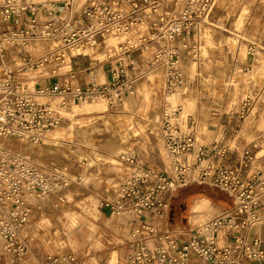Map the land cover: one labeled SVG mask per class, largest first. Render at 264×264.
<instances>
[{
	"label": "built area",
	"instance_id": "obj_1",
	"mask_svg": "<svg viewBox=\"0 0 264 264\" xmlns=\"http://www.w3.org/2000/svg\"><path fill=\"white\" fill-rule=\"evenodd\" d=\"M168 1L0 0V248L11 263L24 261L29 254L25 227L30 205L66 189L71 180L62 170L45 169L27 155L9 151L4 142H43L63 122L65 98L96 101L114 109L134 93L138 81L159 71L166 96L184 85L182 53L191 51L189 36L199 31L210 0H185L178 14L164 12ZM120 35L127 39L113 47L116 52L107 54L115 63L102 83L91 70L83 86L54 83L49 90L29 91L27 85L13 81L14 70L5 61L9 49L39 40L52 43V49L39 59L26 61L21 72L51 63L66 66L71 58L94 53ZM135 52L150 55L138 64ZM51 95L62 97L58 107L39 103L41 97ZM165 104L157 123L169 170L133 163L120 180L114 199L103 204L110 216L126 215L134 223L127 242V263L264 262L260 238L245 236L246 229L258 221L264 175L243 177L241 170L251 160L247 150L239 166L215 165L213 157L224 158L227 149L218 142L198 146L192 130L183 133L180 129L181 107L171 108L167 100ZM248 107L246 97L241 109ZM193 183L223 191L234 200L233 207L202 222L193 232L163 230L168 224L170 196ZM75 261L74 255L48 258V264Z\"/></svg>",
	"mask_w": 264,
	"mask_h": 264
},
{
	"label": "rangeland",
	"instance_id": "obj_2",
	"mask_svg": "<svg viewBox=\"0 0 264 264\" xmlns=\"http://www.w3.org/2000/svg\"><path fill=\"white\" fill-rule=\"evenodd\" d=\"M184 2H166L164 12L178 14ZM125 39L127 36H114L108 44L114 46ZM191 40L194 43L191 44L190 60L181 64L186 76L184 85L169 96L163 94V74L153 73L139 81L134 93L114 109L106 106L101 119L92 124V136L78 144L35 148L18 140L4 142L9 151L25 154L45 169L62 170L71 180L62 192L65 198L62 212L57 214L60 217L56 225L58 233L56 242L47 249L49 254L74 255L78 264H83L94 251L101 255V239L96 227L98 211L105 202L114 199L120 180L131 170L129 161L152 166L158 171L169 170L156 124L166 105L165 100L171 108L181 107L180 128L184 133L193 127L198 146L219 141L213 131L221 100L228 99L229 103L223 107L235 111L238 106L230 103L249 96L254 103L244 109L243 116L252 112L264 113V0H210L206 18ZM250 81L257 82L254 89L247 88ZM99 110L105 109L99 107ZM191 117H194V125ZM242 121L235 125H241ZM257 124L262 128L264 121ZM246 126H233V129L243 131V137L230 138V145L236 146L237 141L244 144ZM234 134L236 136L238 132ZM222 146L227 149V154L224 158L214 156V164L223 168L239 166L246 147L239 157L232 153V146ZM38 153L45 159L38 157ZM262 158L259 154L257 161H263ZM252 160L253 156L248 167L242 168L243 177H247L248 172L249 178L257 173L263 176L258 163L254 169L249 166ZM27 259L11 263L0 248V264H26Z\"/></svg>",
	"mask_w": 264,
	"mask_h": 264
},
{
	"label": "crops",
	"instance_id": "obj_3",
	"mask_svg": "<svg viewBox=\"0 0 264 264\" xmlns=\"http://www.w3.org/2000/svg\"><path fill=\"white\" fill-rule=\"evenodd\" d=\"M169 3L172 4V0L168 1V4ZM147 34L148 32L146 31L145 36H147ZM108 41L109 39L105 42L103 48L94 53L82 57L71 58L69 65L66 66H62L58 63H51L33 71L21 72L20 68L26 61L39 59L52 49V43L39 40H33L25 46L9 49L5 61L6 64L14 70L13 81L27 85L29 91L49 90L54 83H58L59 86H63L64 84L83 86L87 83L88 72L91 70L95 72L98 81L102 83L108 80L109 69L115 63L113 58L110 60L106 58L108 53L116 52L113 48L115 45L108 44ZM189 41L191 45V36H189ZM190 53L191 51L188 53L184 51L182 53V60H190ZM149 55L148 52L143 54H140V52L134 53L135 60L138 64ZM262 68L264 69V66ZM156 73L163 74L160 71ZM129 75L130 73L128 76ZM247 85V88L251 86L254 89L257 82L250 81ZM246 97H248L249 104L254 103L253 100H249V96ZM243 99L244 98H241V100L232 101L230 103V105L233 104L234 106H238L235 111L231 109L226 110V108L223 107L229 103L228 99L220 101L221 107L215 113V127L213 133L216 137H219V144L232 146V153L238 154L239 157L241 152H243L242 149L246 147V150H249V153L253 156V160L250 162L249 166L254 169L257 167L255 166L256 163H258L259 168L264 174V126L259 128L257 124L258 121H264V113L252 112L248 114L247 117H244L242 113L243 110L241 109ZM62 100V97L51 95L41 97L39 103H49L54 107H58ZM64 100H66V106L61 111L63 122L58 128L53 129L43 142L31 146L37 148L40 146L47 147L53 145L78 144L83 141L84 138L86 139L88 136H92V124L100 120L101 115L107 110L104 103H95L86 100L73 101L67 98ZM256 103L258 102L256 101ZM99 107H104L105 110H99ZM190 119L193 121L191 124L194 125V117ZM242 119L241 125H235L236 122H240ZM156 124L158 129V123L156 122ZM245 124L247 126L244 132L246 138L244 144H240L239 141L235 140L238 142L236 146L235 144L230 145V138L237 137L238 139L239 137H243V131H237L233 129V126L243 128ZM192 128L193 127L184 132H189ZM237 132L238 134L235 136L234 133ZM158 134L160 136L159 131ZM161 141L163 142L162 138ZM259 154L262 155L263 161H257V156ZM37 155L45 159L43 154L38 153ZM129 162L132 168L134 161L131 160ZM144 166L153 168L149 165ZM247 177H249V172L247 173ZM64 190L66 189L52 194L42 202L30 205L29 218L25 227V236L29 244V254L26 264H48V258L50 256H60L59 254H49L47 249L52 247L56 242V235L58 233L57 228H59L56 225L60 222V217L58 218L57 214L62 212L63 209L62 205L65 196L62 195V192H64ZM209 195L215 197L217 202L211 200ZM259 200L260 208L257 211L258 221L254 222L246 229L245 236L249 240L255 235L258 236L261 240V249L264 251V194L260 196ZM233 205L234 200L223 191L205 184L193 183L187 185L176 190L170 196L168 224L162 226V229L193 232L202 221H206L220 212L232 208ZM98 212V223L96 227L99 232V238L101 239V248L99 249H101L102 252L100 253L101 255H98L99 253L96 251L92 252L83 264H128L126 258L127 242L129 240L130 229L134 226L132 219L129 216L123 215L116 217L110 216L103 208H100ZM243 263L264 264V262H246L244 260ZM74 264H78L77 261H75Z\"/></svg>",
	"mask_w": 264,
	"mask_h": 264
},
{
	"label": "trees",
	"instance_id": "obj_4",
	"mask_svg": "<svg viewBox=\"0 0 264 264\" xmlns=\"http://www.w3.org/2000/svg\"><path fill=\"white\" fill-rule=\"evenodd\" d=\"M209 197H210V199L213 200L214 202H217V199H216L215 197L210 196V195H209Z\"/></svg>",
	"mask_w": 264,
	"mask_h": 264
}]
</instances>
